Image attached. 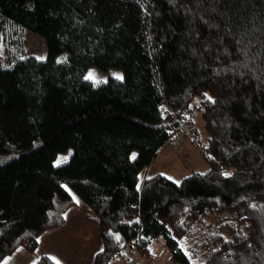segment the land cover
I'll return each instance as SVG.
<instances>
[{"label": "trees", "instance_id": "1", "mask_svg": "<svg viewBox=\"0 0 264 264\" xmlns=\"http://www.w3.org/2000/svg\"><path fill=\"white\" fill-rule=\"evenodd\" d=\"M0 44V263L63 224L68 188L99 221L93 264L157 240L174 264H264V0H0ZM184 133L207 168L142 178Z\"/></svg>", "mask_w": 264, "mask_h": 264}, {"label": "crops", "instance_id": "2", "mask_svg": "<svg viewBox=\"0 0 264 264\" xmlns=\"http://www.w3.org/2000/svg\"><path fill=\"white\" fill-rule=\"evenodd\" d=\"M164 146L165 144L162 148ZM162 148H160L152 163L141 171L140 176L142 178L155 174L164 175L161 172H156L157 166L155 163L160 154H164L161 153ZM182 175L178 176V181L184 177ZM81 206L77 202L75 207L68 209V213L65 212L64 222L60 227L42 233L37 239V246L33 252L27 253L19 248L3 261L7 260L8 264H34L41 256H47L52 257L51 260L54 263L58 260L60 264H93L95 255L102 249L99 221L85 204ZM151 246H148L147 250L151 254L149 258L154 262L155 256ZM158 249H155V251ZM3 261L0 264H3ZM149 262L147 259L146 264Z\"/></svg>", "mask_w": 264, "mask_h": 264}, {"label": "rangeland", "instance_id": "3", "mask_svg": "<svg viewBox=\"0 0 264 264\" xmlns=\"http://www.w3.org/2000/svg\"><path fill=\"white\" fill-rule=\"evenodd\" d=\"M19 35H20V38L18 39L20 41V45L18 42V46L21 48V52L24 55V57L33 56L39 60H44L46 58V54H47L46 45H45L44 40L40 36L30 32L27 29H24L23 31H21ZM0 48H2L1 44H0ZM90 72L94 73L97 81H99L98 83H95V84L104 83L110 77L115 78L114 74H119L120 76H122V72L120 70L109 69L107 71H101L97 68L92 67L86 71L84 75V79H85V76H87ZM88 81H91V80H88ZM91 82L94 84L93 81ZM198 128L201 131L200 123L198 124ZM192 138H193L192 133L191 135L184 133L181 135H176V137H174L171 142L169 141L165 143V146L161 150V153H164V154H160L159 158L155 162L157 166L156 172H161L165 176H167L168 179L179 182L178 176H181L182 174H183L182 176L186 177L192 174L193 171H196V170L201 171V172L204 171L207 168V166L202 160L200 149L198 148L195 142H191ZM70 154H71V151H68L65 154L59 155L54 161V166H59L61 164H64L68 160ZM183 178H181V180ZM66 190L70 195H72L74 200L79 203V206L83 205L82 202L79 200V198L76 197L70 191V189L66 188ZM81 207H84V206H81ZM68 212L69 210H67L66 213ZM158 241L159 240H157L155 244L151 246V250L153 251V253L155 249H158L159 247H163L160 244H156ZM126 254L127 253L119 257L116 264H124L128 255L129 254L131 255V253H128V255ZM146 261H147L146 257L143 258L142 264H146ZM170 262L171 261H170L169 255H166L161 258L155 256L154 262L150 261L147 264H157V263L166 264Z\"/></svg>", "mask_w": 264, "mask_h": 264}, {"label": "built area", "instance_id": "4", "mask_svg": "<svg viewBox=\"0 0 264 264\" xmlns=\"http://www.w3.org/2000/svg\"><path fill=\"white\" fill-rule=\"evenodd\" d=\"M135 250H137V252L135 254H129L125 263L124 264H142L143 262V255L142 253L138 250L137 247H135ZM166 252L164 250V248H159L158 251L156 252L155 256L156 257H164L166 256Z\"/></svg>", "mask_w": 264, "mask_h": 264}, {"label": "snow or ice", "instance_id": "5", "mask_svg": "<svg viewBox=\"0 0 264 264\" xmlns=\"http://www.w3.org/2000/svg\"><path fill=\"white\" fill-rule=\"evenodd\" d=\"M115 75V78L117 79V80H122V76H120L119 74H114ZM85 79L86 80H91V81H93L94 82V84L95 83H98L99 81H97V79H96V77H95V74L94 73H92V72H90L87 76H85ZM210 99V98H209ZM135 158V154H133V159ZM66 159V158H65ZM229 175H231L230 173H225V176H229ZM255 207V206H254ZM117 239H119V237H117ZM49 259H53L52 257H49ZM3 264H8V261L7 260H5V261H3ZM55 264H60V262L57 260V261H55Z\"/></svg>", "mask_w": 264, "mask_h": 264}, {"label": "bare ground", "instance_id": "6", "mask_svg": "<svg viewBox=\"0 0 264 264\" xmlns=\"http://www.w3.org/2000/svg\"><path fill=\"white\" fill-rule=\"evenodd\" d=\"M137 252V250H135V248H133V251L131 252V254H135Z\"/></svg>", "mask_w": 264, "mask_h": 264}]
</instances>
